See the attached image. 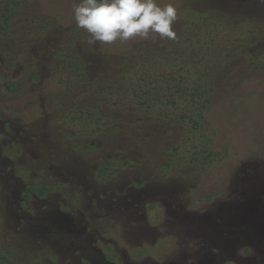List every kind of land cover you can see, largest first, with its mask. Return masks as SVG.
Listing matches in <instances>:
<instances>
[{"label":"rangeland","instance_id":"rangeland-1","mask_svg":"<svg viewBox=\"0 0 264 264\" xmlns=\"http://www.w3.org/2000/svg\"><path fill=\"white\" fill-rule=\"evenodd\" d=\"M30 1L20 33L0 41V255L15 264H264V0H157L176 6L174 31L193 18L208 38L222 18L256 34L252 64L228 50L219 69L205 58L213 150L229 156L207 166L182 157L168 171L171 125L111 110L116 124L92 133L65 113L86 107L123 58L140 66L171 40L89 45L74 21L79 0Z\"/></svg>","mask_w":264,"mask_h":264},{"label":"trees","instance_id":"trees-1","mask_svg":"<svg viewBox=\"0 0 264 264\" xmlns=\"http://www.w3.org/2000/svg\"><path fill=\"white\" fill-rule=\"evenodd\" d=\"M29 1L0 0V41L9 40V37L20 33H13V30L17 31L19 24L25 25L20 14L28 10ZM198 13L200 16L209 15ZM217 21L222 22L221 28L215 31L216 35L206 38L197 33L198 29L204 28H198L195 19L187 20V23L176 29V39H168L171 41L165 46V42L162 45L155 44V57L150 56L140 66L131 64L129 58H123L124 66H120L116 72L110 71L107 76L114 80L107 78L105 81H98L91 102L86 107L83 105L74 109V113H65L66 123L71 126H76L78 122L84 123L83 126H87L92 133H99L103 127L116 124L115 117L114 122L110 120L111 110L121 111L124 116L129 114L140 117V121L136 122L139 125L151 120L165 122L174 128L170 132L176 131V139L171 144L172 148H169L170 161L168 166H163L164 171L174 165H184L182 157L185 160L202 159L203 166L208 165L205 161L209 160L211 165L220 160L222 155L228 157V147L220 152L213 150L214 139L219 130L212 126L208 115L215 104L213 95L216 91L208 90L206 81L211 76L212 63H206L205 58L213 57L216 60L214 66L219 69L223 62L217 61L218 56L228 50V55L232 58L245 53L244 56L252 64L254 60L247 49L253 44L249 37L256 34L248 23H236V28L232 30V24L230 26L224 23L222 18ZM44 27L46 25L40 26L38 31L44 30ZM28 36L32 37L31 34ZM256 62V68L264 66V54ZM14 87L10 83L6 85L9 90ZM138 132L143 131L138 129ZM109 169L111 168L105 166L99 172L103 175ZM0 261V264H15L4 254L0 255Z\"/></svg>","mask_w":264,"mask_h":264},{"label":"clouds","instance_id":"clouds-1","mask_svg":"<svg viewBox=\"0 0 264 264\" xmlns=\"http://www.w3.org/2000/svg\"><path fill=\"white\" fill-rule=\"evenodd\" d=\"M78 28L88 33L87 44L111 45L134 38L176 39L173 24L178 11L173 3L157 0H79L73 8Z\"/></svg>","mask_w":264,"mask_h":264}]
</instances>
